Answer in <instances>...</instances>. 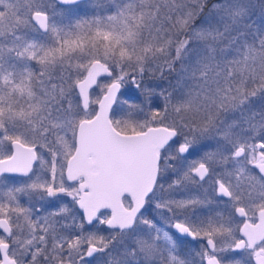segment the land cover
Returning <instances> with one entry per match:
<instances>
[{
	"label": "snow or ice",
	"instance_id": "snow-or-ice-1",
	"mask_svg": "<svg viewBox=\"0 0 264 264\" xmlns=\"http://www.w3.org/2000/svg\"><path fill=\"white\" fill-rule=\"evenodd\" d=\"M0 264H264V0H0Z\"/></svg>",
	"mask_w": 264,
	"mask_h": 264
}]
</instances>
